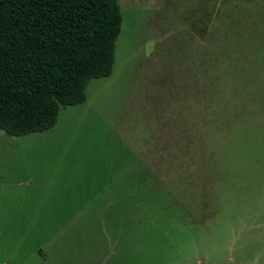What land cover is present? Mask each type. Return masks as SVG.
I'll list each match as a JSON object with an SVG mask.
<instances>
[{
	"label": "rangeland",
	"instance_id": "rangeland-1",
	"mask_svg": "<svg viewBox=\"0 0 264 264\" xmlns=\"http://www.w3.org/2000/svg\"><path fill=\"white\" fill-rule=\"evenodd\" d=\"M113 73L0 129V264H264V0H119Z\"/></svg>",
	"mask_w": 264,
	"mask_h": 264
},
{
	"label": "trees",
	"instance_id": "trees-1",
	"mask_svg": "<svg viewBox=\"0 0 264 264\" xmlns=\"http://www.w3.org/2000/svg\"><path fill=\"white\" fill-rule=\"evenodd\" d=\"M119 0H0V129L44 131L113 73Z\"/></svg>",
	"mask_w": 264,
	"mask_h": 264
}]
</instances>
